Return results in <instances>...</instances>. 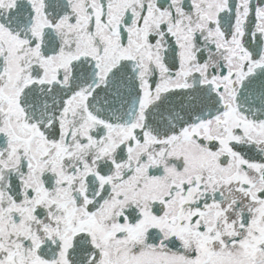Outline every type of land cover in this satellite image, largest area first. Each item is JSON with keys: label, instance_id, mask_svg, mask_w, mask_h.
<instances>
[{"label": "snow or ice", "instance_id": "6c2138e0", "mask_svg": "<svg viewBox=\"0 0 264 264\" xmlns=\"http://www.w3.org/2000/svg\"><path fill=\"white\" fill-rule=\"evenodd\" d=\"M0 264H264V0H0Z\"/></svg>", "mask_w": 264, "mask_h": 264}]
</instances>
